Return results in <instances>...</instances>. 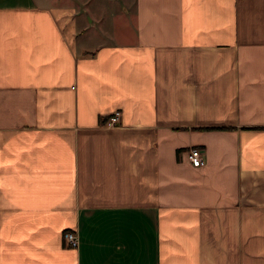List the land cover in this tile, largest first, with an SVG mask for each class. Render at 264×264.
<instances>
[{
    "label": "crops",
    "instance_id": "0c3cea01",
    "mask_svg": "<svg viewBox=\"0 0 264 264\" xmlns=\"http://www.w3.org/2000/svg\"><path fill=\"white\" fill-rule=\"evenodd\" d=\"M0 264H264V0H0Z\"/></svg>",
    "mask_w": 264,
    "mask_h": 264
},
{
    "label": "built area",
    "instance_id": "2783aa9c",
    "mask_svg": "<svg viewBox=\"0 0 264 264\" xmlns=\"http://www.w3.org/2000/svg\"><path fill=\"white\" fill-rule=\"evenodd\" d=\"M120 118V111H115L109 121V125L117 124ZM188 157L194 166H200L204 163L203 149L198 146L190 147L188 150ZM65 241L68 246L76 247L79 244V236L76 230H67L65 233Z\"/></svg>",
    "mask_w": 264,
    "mask_h": 264
},
{
    "label": "rangeland",
    "instance_id": "374dc122",
    "mask_svg": "<svg viewBox=\"0 0 264 264\" xmlns=\"http://www.w3.org/2000/svg\"><path fill=\"white\" fill-rule=\"evenodd\" d=\"M109 23V22H108ZM109 25V24H108Z\"/></svg>",
    "mask_w": 264,
    "mask_h": 264
}]
</instances>
